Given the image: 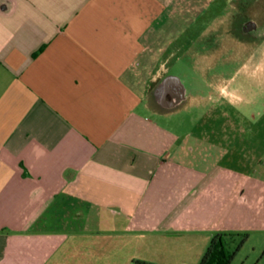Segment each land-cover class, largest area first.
Listing matches in <instances>:
<instances>
[{
    "label": "crops",
    "instance_id": "obj_1",
    "mask_svg": "<svg viewBox=\"0 0 264 264\" xmlns=\"http://www.w3.org/2000/svg\"><path fill=\"white\" fill-rule=\"evenodd\" d=\"M204 3L0 0V264H59L71 236L111 220L195 238L198 262L215 231L264 230V177L232 165L216 129L167 121L205 96L158 37ZM170 75L174 103L156 93Z\"/></svg>",
    "mask_w": 264,
    "mask_h": 264
},
{
    "label": "rangeland",
    "instance_id": "obj_2",
    "mask_svg": "<svg viewBox=\"0 0 264 264\" xmlns=\"http://www.w3.org/2000/svg\"><path fill=\"white\" fill-rule=\"evenodd\" d=\"M204 5L199 19H192L195 13L175 17L158 37L159 43L171 45L164 53L170 56L171 73L189 89L199 82L205 96L167 121L184 130L216 129L215 138L233 153L232 165L243 160L264 177V0H206ZM223 162L230 163L228 158ZM247 233L233 264H264V230ZM240 239L235 236L228 247L235 250ZM197 245L195 238L115 231L111 220L100 232L71 236L59 264H199Z\"/></svg>",
    "mask_w": 264,
    "mask_h": 264
},
{
    "label": "trees",
    "instance_id": "obj_3",
    "mask_svg": "<svg viewBox=\"0 0 264 264\" xmlns=\"http://www.w3.org/2000/svg\"><path fill=\"white\" fill-rule=\"evenodd\" d=\"M235 236H239L241 239L237 248L232 251L228 245ZM248 236L247 232L241 231H215L199 264H233L236 251L243 245Z\"/></svg>",
    "mask_w": 264,
    "mask_h": 264
},
{
    "label": "flooded vegetation",
    "instance_id": "obj_4",
    "mask_svg": "<svg viewBox=\"0 0 264 264\" xmlns=\"http://www.w3.org/2000/svg\"><path fill=\"white\" fill-rule=\"evenodd\" d=\"M156 93L161 101L174 103L181 94L180 87L174 82L173 76H166L158 85Z\"/></svg>",
    "mask_w": 264,
    "mask_h": 264
}]
</instances>
